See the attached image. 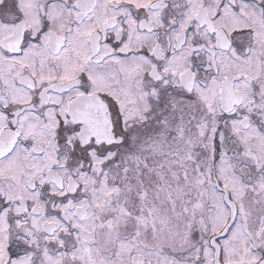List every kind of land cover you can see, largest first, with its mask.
I'll list each match as a JSON object with an SVG mask.
<instances>
[{
  "label": "snow or ice",
  "instance_id": "snow-or-ice-1",
  "mask_svg": "<svg viewBox=\"0 0 264 264\" xmlns=\"http://www.w3.org/2000/svg\"><path fill=\"white\" fill-rule=\"evenodd\" d=\"M0 264H264V0H0Z\"/></svg>",
  "mask_w": 264,
  "mask_h": 264
}]
</instances>
